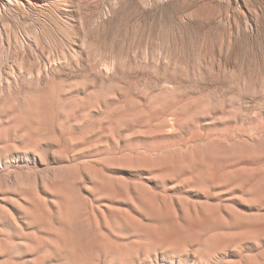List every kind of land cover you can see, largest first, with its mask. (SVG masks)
<instances>
[{
	"label": "rangeland",
	"instance_id": "rangeland-1",
	"mask_svg": "<svg viewBox=\"0 0 264 264\" xmlns=\"http://www.w3.org/2000/svg\"><path fill=\"white\" fill-rule=\"evenodd\" d=\"M0 264H264V0H0Z\"/></svg>",
	"mask_w": 264,
	"mask_h": 264
}]
</instances>
